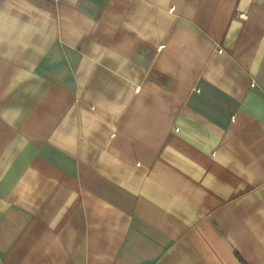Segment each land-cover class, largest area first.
I'll use <instances>...</instances> for the list:
<instances>
[{
  "label": "crops",
  "instance_id": "obj_1",
  "mask_svg": "<svg viewBox=\"0 0 264 264\" xmlns=\"http://www.w3.org/2000/svg\"><path fill=\"white\" fill-rule=\"evenodd\" d=\"M0 264H264V0H0Z\"/></svg>",
  "mask_w": 264,
  "mask_h": 264
}]
</instances>
